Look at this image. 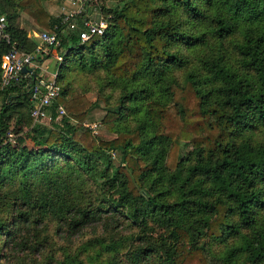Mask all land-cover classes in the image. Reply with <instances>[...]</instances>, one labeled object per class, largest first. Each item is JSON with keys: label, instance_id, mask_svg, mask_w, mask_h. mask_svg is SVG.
I'll return each instance as SVG.
<instances>
[{"label": "trees", "instance_id": "obj_1", "mask_svg": "<svg viewBox=\"0 0 264 264\" xmlns=\"http://www.w3.org/2000/svg\"><path fill=\"white\" fill-rule=\"evenodd\" d=\"M45 1L53 0H18L17 5L38 25L61 38L65 50L63 61L57 67L60 94L56 103L63 106L65 115L56 112L55 103L49 126H33L30 117L32 88L36 83L33 78H22L0 88V187L13 181L18 184L3 198L9 206V215L7 221H0L2 248L7 249L0 256V264H11L27 254L42 252L48 233L40 231L38 226L42 220L39 218L49 212L54 213L55 233L66 244H71L87 228L99 226L104 232L112 233L123 222L146 226L147 218L160 216L166 218L171 236L180 242L169 245L160 255L161 245L155 246L158 239L148 237L155 244L136 250L132 262L157 257L161 264H207L202 249L192 243L193 227L183 226V220L174 219L173 215L186 213L190 207L207 213L202 223L199 222L204 228L203 236L220 241L238 227L251 229L255 206L264 205L261 199L264 146L234 141L244 130L264 125V0H203L212 10L209 23L213 36L241 37L234 48L243 72L232 71L220 56H206L200 67L207 81L200 84L197 75L190 73L182 86L166 80L171 65L185 63L170 47L202 45L206 39L203 35L182 31L172 23L157 22L155 18L168 11L167 2L173 8L180 6L194 18L200 17L205 8L197 6L196 0H160L162 5H157L155 0H103L121 3L122 7L109 13L112 20L108 21L104 34L86 43H80L74 35H60L66 30V23L62 22L65 17L46 16ZM2 15L6 12L0 7V18ZM18 16L4 17L7 32L20 51L33 53L36 45L19 28ZM9 49L0 43V60ZM94 54L105 62L115 86L122 85L125 93L118 107L134 114L142 112L143 118L132 131H118L116 139L92 145L87 136L89 129L83 126L92 102L61 81L71 63L86 56L90 61ZM93 60L97 63L94 57ZM82 65L85 67L86 62ZM143 78L146 82H141ZM156 93L169 97V101L151 99ZM12 119L18 127L27 128L25 137L15 139L17 144L24 145L29 140L33 148L16 149L9 142ZM182 143L195 148V159L184 177H181ZM104 150L119 152L121 157L115 168L107 162L110 169L107 180L119 195L109 208L79 204V195L72 193L68 180L55 184L61 167L51 174L49 166L56 161H66L62 168L71 171L69 179L77 174L75 167L86 168V174L94 175L97 170L87 162L101 158ZM80 159H84L83 163ZM163 170L175 172L167 180L180 189L179 204L165 205L141 192L143 181L150 177L159 183ZM197 176L202 180L192 184ZM51 177L54 178L50 180ZM44 183H54L52 194ZM41 185L44 189L38 192L37 187ZM186 186H189L187 194ZM189 193L192 197H188ZM118 206L124 212L120 213ZM232 214L237 216V226L230 222ZM42 233H45L43 238ZM109 245L116 248L117 244ZM240 249L250 263L264 264V224L242 236Z\"/></svg>", "mask_w": 264, "mask_h": 264}, {"label": "rangeland", "instance_id": "obj_2", "mask_svg": "<svg viewBox=\"0 0 264 264\" xmlns=\"http://www.w3.org/2000/svg\"><path fill=\"white\" fill-rule=\"evenodd\" d=\"M197 6L205 8V13L202 16L194 18L184 12V9L180 6L173 8L172 3L167 2L165 5L168 11L162 15H158L155 20L160 23H172L178 26L182 31L189 32V34L203 35L206 39L205 44H198L193 46L192 44L181 45L175 44L170 47V50L176 55L185 59L184 65L173 64L168 70L167 79L173 80L180 84H184L186 76L190 73L197 75L200 84L207 81V75L200 67L201 60L206 56H220L223 64L228 66L232 71L243 72L239 65V57L235 50V44L240 42L241 37L238 35H230L224 38H217L213 36L211 32L210 15L212 10H209L206 6V2L203 0H196ZM65 0H53L43 2V10L46 16L51 18L65 17L71 11H75L72 5L65 3ZM156 4L162 5V1L155 0ZM18 0H0V7L4 8L6 16L19 15V22L23 20L24 26L31 25L35 31L48 32L45 28L38 25L29 15L24 13L17 5ZM195 3V4H196ZM164 4V3H163ZM205 6V7H204ZM121 3L95 0L89 7L88 15L94 22H104L108 25V21L112 20L111 12L116 9L120 10ZM44 18V16H43ZM22 19V20H21ZM64 20H62L63 22ZM33 25V26H32ZM67 31H61L60 35H65ZM61 39V38H60ZM62 43V42H61ZM64 52V48L60 49ZM39 55V54H38ZM93 57L97 63H94ZM93 57L86 56L83 60H78L76 63H71L69 68L64 72V77L61 83H65L68 88L73 90L77 95H83L92 102V107L89 111L88 118L83 124L84 127L89 129L87 134L88 140L92 145H95L99 141H111L116 139L118 131H132L143 118L142 112L134 114L130 110H123V107H118V102L121 100L124 91L122 85L115 86V82L111 79V75L108 73L107 67L103 59L99 58L95 54ZM55 60V59H54ZM48 61L49 72H57L58 65L56 61ZM83 61L86 62L84 67ZM99 62V63H98ZM245 73V72H244ZM52 78V77H51ZM141 82H146V78L141 79ZM164 85H167L165 82ZM130 93H127L129 95ZM160 98L163 103L169 101V97L163 94H154L151 99ZM0 99V109H1ZM121 112V113H120ZM51 114V112H50ZM16 120L12 119L10 122L11 131L8 135L11 139L9 142L16 149H20L24 146L26 149L33 148L32 143L26 140L24 145L17 144L18 137H25L27 128L18 127L15 125ZM42 124L49 126L50 115L37 123H33V126ZM235 143H241L246 141L253 146H264V125L258 124L253 128L246 129L239 133L234 138ZM17 144V145H16ZM101 158L88 160L90 167L93 165V170H97L94 175L86 174L85 169L75 167L77 174L71 175L72 179H69L68 168H62L66 161L59 159L53 165L49 166V172L53 174L57 169L59 171V177L55 178V184H59L62 180H68V184L72 186V193L79 195L77 202L82 205L93 204L94 206L102 205L109 208L113 203L119 199V195L113 189L107 180L108 172L110 169L107 162L110 163L111 168L117 167L121 162L119 152L104 150L100 155ZM180 157L182 160V174L184 177L185 170L193 163L195 159V148L188 143H182L180 146ZM161 159V158H160ZM84 159H80L83 163ZM175 173L173 170H163L159 183L151 179L146 178L143 181L141 192L154 197L156 200H160L165 205L179 204L180 189L177 185H173L167 180L168 176ZM55 177V176H54ZM54 177H51L52 180ZM156 177V176H155ZM164 178V180H163ZM202 180L200 176L195 177L192 180V184ZM48 188L50 194L53 193V184L48 185L44 183ZM16 182L0 187V221L4 222L8 220L9 206L3 200L4 195L13 191L17 187ZM262 185L260 186V188ZM44 186H38L37 191L41 192ZM186 194L189 191V186L184 188ZM261 199L264 201V190H261ZM188 197H192L190 193ZM118 211L124 212L122 206H118ZM192 212V215L189 213ZM41 215V214H40ZM208 214L193 210L189 208L188 212L183 214L174 213V219L183 220V226L193 227V244L196 247L202 249L206 258L207 264H252L250 263L243 250L240 249L242 245V236L250 234L251 230L258 229L264 224V205L255 206L254 219L255 222L251 229H243L238 227L237 231L226 234L223 240H213L205 238L203 236V225L200 222ZM42 222L38 227L41 228V232L48 233L45 239V246H43L42 252L38 254H27L19 261H11V264H161V260L157 257H153L150 260H143L137 263L132 262V254L138 250L152 246L153 242L148 241V237L158 239L155 246H160V255H163V251L166 250L169 245L179 243L174 236H171V229L168 227L166 218L160 216L150 217L146 220V226L132 225L129 222H123L121 227L116 232L106 233L101 227L87 228L80 235L75 236L71 244H66L60 240L55 224L54 213L49 212L46 216L39 218ZM200 222V223H199ZM230 222L234 225H238L237 216L235 214L230 215ZM44 230V231H43ZM45 233H42V238ZM3 238L0 236V256L7 253V249H3ZM52 239V240H51ZM49 241V242H47ZM153 241V240H152ZM112 242H116V248L109 245ZM155 242V241H154ZM159 255V254H158ZM67 258V260H66Z\"/></svg>", "mask_w": 264, "mask_h": 264}, {"label": "built area", "instance_id": "obj_3", "mask_svg": "<svg viewBox=\"0 0 264 264\" xmlns=\"http://www.w3.org/2000/svg\"><path fill=\"white\" fill-rule=\"evenodd\" d=\"M65 1L76 8L64 18L67 35H74L80 43H86L94 37L104 34L107 24L101 21L94 22L88 15L89 7L95 0ZM37 38L39 44L35 52L41 57L52 56L59 66L63 61L64 54L60 50L62 46L60 36L56 32H41ZM0 43H4L10 48L0 60V88L4 89L22 78L32 77L36 83L32 88L30 117L33 123L46 119L52 108L55 107L60 94V87L56 81L57 72L49 81H43L36 76L35 70L32 68L34 67L32 56L22 53L18 49L17 43L12 41L7 32L4 17L0 18ZM23 68H26L25 73H22ZM55 109L58 114L65 115L62 105L57 104Z\"/></svg>", "mask_w": 264, "mask_h": 264}, {"label": "crops", "instance_id": "obj_4", "mask_svg": "<svg viewBox=\"0 0 264 264\" xmlns=\"http://www.w3.org/2000/svg\"><path fill=\"white\" fill-rule=\"evenodd\" d=\"M59 1V0H58ZM67 3V2H65ZM69 4V3H67ZM20 17L18 16V19ZM22 20V19H21ZM17 23L19 25V28L23 29L26 34H27V38L33 42L36 47L38 46L39 44V41H38V34L41 33V32H38V31H35V29H33L31 27V25L27 24L26 26H24V23H23V20L19 22V20H17ZM33 26V25H32ZM36 50V49H35ZM22 52V51H21ZM24 53V52H22ZM24 54H27V53H24ZM27 55H31L32 58H33V66L32 68H34L35 70V74L38 78H41L43 79V81H49L51 79V77L54 75V72H49V69H48V61L49 60H54V58L52 56H49V57H41L40 55H38L35 51L33 53H30V54H27ZM55 61V60H54ZM49 65V64H48ZM27 79V78H26Z\"/></svg>", "mask_w": 264, "mask_h": 264}, {"label": "water", "instance_id": "obj_5", "mask_svg": "<svg viewBox=\"0 0 264 264\" xmlns=\"http://www.w3.org/2000/svg\"><path fill=\"white\" fill-rule=\"evenodd\" d=\"M25 71H26V68H23V69H22V73H25Z\"/></svg>", "mask_w": 264, "mask_h": 264}]
</instances>
